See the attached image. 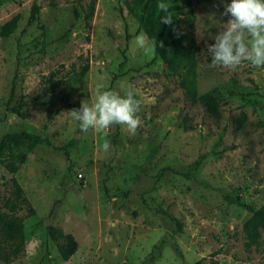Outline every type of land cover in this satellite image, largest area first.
<instances>
[{
	"label": "rangeland",
	"instance_id": "obj_1",
	"mask_svg": "<svg viewBox=\"0 0 264 264\" xmlns=\"http://www.w3.org/2000/svg\"><path fill=\"white\" fill-rule=\"evenodd\" d=\"M190 1L191 26L181 30L200 47L198 93L221 98L218 115L187 96L183 70L155 58L140 0H0V29L20 17L10 38L0 36V139H44L11 179L0 172V211L14 190L24 235L9 264H264V230L248 250L251 214L222 198L264 206V97L250 96L264 95V68L213 66L207 45L227 22L223 0ZM141 33L147 50L136 44ZM98 87L141 100L134 134L123 125L80 130L70 105L91 102ZM50 226L78 242L69 260Z\"/></svg>",
	"mask_w": 264,
	"mask_h": 264
},
{
	"label": "trees",
	"instance_id": "obj_2",
	"mask_svg": "<svg viewBox=\"0 0 264 264\" xmlns=\"http://www.w3.org/2000/svg\"><path fill=\"white\" fill-rule=\"evenodd\" d=\"M140 6L141 28L154 48L155 58L161 59L173 71L183 70L185 75L179 83L187 96L199 102L210 114L218 115L221 110V98L212 92L202 95L198 93L195 56L200 52V47L188 32L181 30L182 26H191V21L187 16L193 13L192 2L190 0H140ZM39 11V6L33 4L30 25L38 20ZM93 13L92 8L91 16ZM165 18H170L172 22L162 23ZM19 20V15H16L6 22L0 29V36L3 39L10 38L17 30ZM130 38V35H127V39ZM88 70L89 66L84 65L75 79V84L83 80ZM51 83L54 87L57 85L54 80ZM250 96L264 97L260 93H251ZM70 108L74 110L79 107L70 105ZM14 112L19 116L23 114L20 107L15 108ZM43 142V137L27 131L4 135L0 139L1 178L9 180L17 174L27 161L28 154ZM200 164L201 161H197L192 167L197 168ZM222 198L229 204L236 205L251 214L243 227L246 238L245 246L248 250L256 246L264 230V206L256 209L253 205L246 203L241 196L233 193L222 192ZM4 208L7 211H0V260L4 264H9L22 253L24 248L23 228L18 215V203L14 190L10 197L6 198ZM166 215L177 222L178 232H181V224L171 215ZM48 234L57 243L64 261L69 260L77 252L78 242L73 235L65 234L53 226L48 228ZM162 244L163 241H161ZM159 247L155 245L154 248ZM197 264L204 263L198 262Z\"/></svg>",
	"mask_w": 264,
	"mask_h": 264
},
{
	"label": "clouds",
	"instance_id": "obj_3",
	"mask_svg": "<svg viewBox=\"0 0 264 264\" xmlns=\"http://www.w3.org/2000/svg\"><path fill=\"white\" fill-rule=\"evenodd\" d=\"M221 15L228 17L225 27L212 37L214 42L207 45L212 65L236 69L248 63L254 68H264V0H223ZM171 22L170 18L162 21ZM135 40L138 47L147 50L143 33ZM140 106L141 100L131 91L120 95L98 87L94 100L82 101L71 113L82 132L104 131L113 125H123L134 134L142 122L138 115ZM102 147L107 150L110 145L105 142Z\"/></svg>",
	"mask_w": 264,
	"mask_h": 264
}]
</instances>
